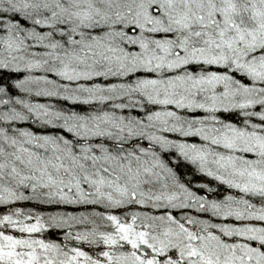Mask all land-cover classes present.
I'll return each mask as SVG.
<instances>
[{
    "label": "snow or ice",
    "instance_id": "6c2138e0",
    "mask_svg": "<svg viewBox=\"0 0 264 264\" xmlns=\"http://www.w3.org/2000/svg\"><path fill=\"white\" fill-rule=\"evenodd\" d=\"M0 264H264V0H0Z\"/></svg>",
    "mask_w": 264,
    "mask_h": 264
}]
</instances>
